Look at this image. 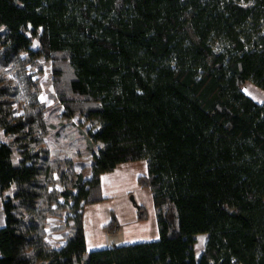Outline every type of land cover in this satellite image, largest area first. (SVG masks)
Listing matches in <instances>:
<instances>
[{"label": "trees", "instance_id": "trees-1", "mask_svg": "<svg viewBox=\"0 0 264 264\" xmlns=\"http://www.w3.org/2000/svg\"><path fill=\"white\" fill-rule=\"evenodd\" d=\"M41 60L62 115L91 123L90 175L50 145ZM247 81L264 89V0H0V264H264V99ZM137 159L158 238L88 250L85 205Z\"/></svg>", "mask_w": 264, "mask_h": 264}, {"label": "crops", "instance_id": "crops-1", "mask_svg": "<svg viewBox=\"0 0 264 264\" xmlns=\"http://www.w3.org/2000/svg\"><path fill=\"white\" fill-rule=\"evenodd\" d=\"M252 87L253 86H250L251 89ZM147 170L146 160L137 159L121 162L115 167V169L106 171L102 174V188L106 198L100 201L88 203L84 208L83 223L88 250H91L92 248L110 246L113 243H124L125 241L130 240V238H134V236L139 238L135 239L137 241L158 238V222L156 223L154 217L150 218V210L153 212L154 209L152 208V190L138 182V176L140 174H146ZM113 173L125 175V180L121 182L120 180L112 179L111 177ZM131 191H134L135 193H142L143 196H147L150 209L145 202L139 201L140 204H143L147 209V218H138L137 206L131 204L127 199V194ZM150 193H152V198ZM120 194L122 195V203H112L113 198ZM113 213L119 222V226L111 229L109 227H105V224L108 222H106L107 219L110 220ZM87 217L90 222L94 224L91 230H87ZM4 223L5 217L2 210V201L0 199V226ZM114 223L115 222H113V226ZM89 236L91 237L93 245L88 243Z\"/></svg>", "mask_w": 264, "mask_h": 264}, {"label": "rangeland", "instance_id": "rangeland-1", "mask_svg": "<svg viewBox=\"0 0 264 264\" xmlns=\"http://www.w3.org/2000/svg\"><path fill=\"white\" fill-rule=\"evenodd\" d=\"M40 63L43 64V69L40 71L41 73V82H42V93L41 97L45 100L47 106L45 108V117L47 118V121L51 125V132L52 137H50V145L53 149L60 150L63 154L67 155H76L77 159L83 163H85V171L88 175L91 174V160H92V149L87 147V143L84 140H81L80 137L82 136V131L85 133L87 132L88 127L90 126V122L86 121L83 116H72V117H65L62 115L63 107L61 106V103L59 102L58 98L56 97L53 87H52V80L49 77L50 66L47 63H44L43 60L40 61ZM250 86H253L252 89ZM244 88L247 90V92L251 93L255 96L256 99L262 100L264 99V89L259 87L258 85L254 84L251 81H247L244 85ZM253 92V93H252ZM257 94H256V93ZM255 93V94H254ZM62 125H65V127H62ZM60 130V132H59ZM59 132V133H58ZM60 133H63V137L61 139V142H57L55 137L60 135ZM0 139L6 140L8 139L7 134L4 132L3 129H0ZM71 142L73 143L72 148H68L67 144ZM83 148L84 152L83 154H79L78 151ZM19 154L15 150L14 151V159L15 161L18 160ZM112 179L114 180H120L123 182L125 180V175L119 174V173H113ZM150 191V189H149ZM122 194V193H121ZM118 195L117 197L113 198V202H120L122 203V195ZM151 198H152V193ZM128 201L136 205L137 203H140L139 201H143L146 203V205L150 209V204L147 201V196H143L142 193H135L134 191H131L129 194H127ZM136 199V200H135ZM152 200V199H151ZM152 208L153 212L150 210V218L154 217L157 223V217H156V208L152 200ZM124 212V211H123ZM109 221V219L106 220V222ZM151 222V220H150ZM94 224L90 222L89 218L87 217V230H91ZM139 239L137 236H134V238H130V240L125 241L127 242H135ZM57 244H61L64 241V238L59 236L57 240H55ZM140 241V240H139ZM124 242V243H125ZM89 244L93 245L91 237L89 236ZM205 244V236L203 233L199 234L197 241L195 242V247L197 250V255H199L204 248ZM93 249V248H92Z\"/></svg>", "mask_w": 264, "mask_h": 264}]
</instances>
